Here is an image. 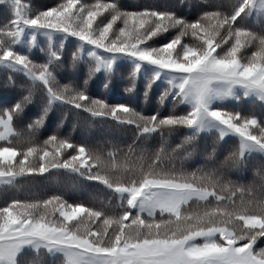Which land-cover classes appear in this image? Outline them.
Returning a JSON list of instances; mask_svg holds the SVG:
<instances>
[{
	"label": "snow or ice",
	"instance_id": "6c2138e0",
	"mask_svg": "<svg viewBox=\"0 0 264 264\" xmlns=\"http://www.w3.org/2000/svg\"><path fill=\"white\" fill-rule=\"evenodd\" d=\"M0 6V264H264V0Z\"/></svg>",
	"mask_w": 264,
	"mask_h": 264
},
{
	"label": "trees",
	"instance_id": "16d2710c",
	"mask_svg": "<svg viewBox=\"0 0 264 264\" xmlns=\"http://www.w3.org/2000/svg\"><path fill=\"white\" fill-rule=\"evenodd\" d=\"M25 3H28L29 0H24ZM32 2L37 3V4H48L52 5L56 3V0H32ZM108 2H111V0H108ZM120 2L124 5H126L125 10H142L138 6L142 5H148L154 2V0H120ZM159 3H169V4H183V3H197V2H203V0H158ZM185 12H190L191 9H184ZM6 15L2 10V6H0V25L4 23L6 20ZM34 52H36L37 56H42V53H39L38 50L34 49ZM42 62V61H38ZM3 79V72L0 71V80ZM93 92L95 95L100 96V95H105L106 98L112 102V103H126L128 102V94L123 92V88L125 85L120 81L116 80L114 81V87L111 88L110 91L107 93L104 92V89L99 83H95L91 85ZM137 104H141L142 100L137 99L136 101ZM171 106L169 105V108ZM71 131V124H67L66 128L64 130V134L67 135L68 132ZM74 138L78 141L80 140H86L89 144H101L103 143V140L105 137L108 135L106 131L101 129L98 125L93 128H88L85 126H80L77 128L76 132L73 134ZM41 139H46L47 136L44 135L43 133L41 134ZM115 139L119 140L121 142V145L126 147L127 143H130V137L129 136H124L121 137L118 134L114 136ZM251 178V173H249V179ZM99 182L93 181V182H88L89 188H88V194L84 196H78L76 198L78 199H83L85 202L89 200L90 197H95L98 200H107L109 197L108 193L106 190H104L103 186L97 187ZM61 185H62V190L64 187L69 186V181L65 177H61ZM45 186L44 185H34L32 186L33 190L36 191H41L44 190ZM55 189L53 188H48V191H53ZM0 203H2V200H0Z\"/></svg>",
	"mask_w": 264,
	"mask_h": 264
}]
</instances>
